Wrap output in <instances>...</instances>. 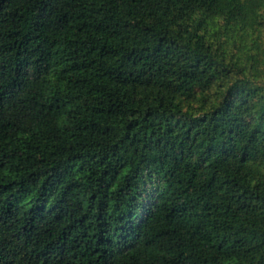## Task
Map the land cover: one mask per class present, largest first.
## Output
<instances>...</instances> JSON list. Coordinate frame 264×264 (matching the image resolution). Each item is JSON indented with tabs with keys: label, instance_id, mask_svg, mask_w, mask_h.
<instances>
[{
	"label": "trees",
	"instance_id": "trees-1",
	"mask_svg": "<svg viewBox=\"0 0 264 264\" xmlns=\"http://www.w3.org/2000/svg\"><path fill=\"white\" fill-rule=\"evenodd\" d=\"M0 264H264V0H0Z\"/></svg>",
	"mask_w": 264,
	"mask_h": 264
}]
</instances>
